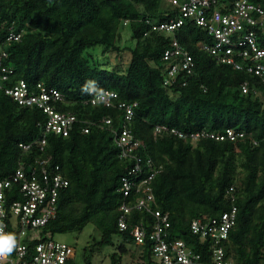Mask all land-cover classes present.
I'll return each instance as SVG.
<instances>
[{
  "label": "trees",
  "instance_id": "trees-1",
  "mask_svg": "<svg viewBox=\"0 0 264 264\" xmlns=\"http://www.w3.org/2000/svg\"><path fill=\"white\" fill-rule=\"evenodd\" d=\"M264 10V0H249ZM170 0H0V180L18 167L59 166L68 181L58 191L56 216L39 228L29 250L56 234L81 232L91 224L99 237L85 247L84 263L94 250L114 246L110 264L130 254L134 264H157L148 238L136 244V225L152 230L153 211L169 217L171 240L181 239L210 261V241L193 235V219L210 220L236 207L228 238L220 245L233 264H264V84L262 78L217 61L200 44H211L206 30L185 19L173 33L153 30L154 23L178 19ZM253 28L264 48V19ZM124 27L135 44L122 45ZM19 34L18 39L9 38ZM189 54L191 71L178 70L166 81L164 53L173 40ZM128 51L125 65L101 61L96 51ZM26 83L29 94L52 88L61 98L49 104L75 118L67 136L45 133L48 115L36 105L20 104L5 88ZM89 81L98 92H115L110 106L92 105L93 93L82 91ZM247 85L243 92L242 86ZM126 105L136 103L130 118ZM110 120L106 123L105 120ZM213 134L185 141L170 131ZM123 129L140 142L132 155L160 166L150 185L154 200L137 209L141 193L121 190L135 160L119 157L116 137ZM227 131L242 135L231 140ZM215 137H223L216 139ZM36 142V143H34ZM20 144H33L23 150ZM144 167V168H143ZM144 172V173H143ZM232 187V190H230ZM130 208L124 214L121 206ZM126 216L127 229L118 226ZM129 244L133 247L130 248ZM71 246V245H70ZM75 250V248H74ZM66 264H76L75 257Z\"/></svg>",
  "mask_w": 264,
  "mask_h": 264
},
{
  "label": "built area",
  "instance_id": "built-area-1",
  "mask_svg": "<svg viewBox=\"0 0 264 264\" xmlns=\"http://www.w3.org/2000/svg\"><path fill=\"white\" fill-rule=\"evenodd\" d=\"M170 2L178 9V19L170 18L154 23L153 30L173 33L185 19H190L205 29L212 38L211 44H200L202 49L221 63L254 73L262 78L264 84V48L258 46L257 36L253 30L259 23L256 17L260 16L262 20L264 19L263 9L249 0H170ZM19 37V34L9 36L14 39ZM4 55V53L1 54V56ZM164 59L171 60V63L167 65L166 81L174 77L178 70L191 71V57L175 39L170 49L165 51ZM2 79H6V75L0 73V81ZM242 90L247 91L246 84L242 86ZM5 93L11 95L20 104H34L42 108L48 115L45 132L42 133L43 138L37 142L41 149L45 144L46 132H54L61 136L69 134L75 118L73 115L57 112L49 104L50 101H57L61 98L60 93L55 89L42 87L38 95H32L29 94L26 83L19 81L14 86L5 88ZM103 93L102 102L97 100V93H93L90 103L110 106L111 99L117 97L116 93L111 91ZM135 105L136 103L131 105L120 103L118 107H125V116L130 118ZM105 122L109 123L110 120L106 119ZM162 131H170L179 139L192 142L198 141L203 136L214 138L213 134L205 132L186 134L175 128L168 129L165 125L155 127V132ZM227 135L231 140L242 136L231 131H227ZM215 138L222 139L223 137ZM116 144L120 158L131 156L135 160L128 175L121 178V190L124 195H128L132 189L141 193L134 207L148 208L154 200L150 182L154 175L160 172L161 167L153 165L151 160H148L144 164L148 175H142V159L132 155L140 142L135 140L127 129H123L117 135ZM31 145L33 144H20L25 151ZM67 185L68 181L59 172V166L49 168L45 160L40 161L38 166L28 168L20 166L9 177L0 180V229L4 234H12L16 237V247L7 256H0V264H66L75 255L74 247L54 239L39 241L33 250H29L27 246V242L39 239V228L56 216L58 191ZM121 209L124 214L130 210L125 205L121 206ZM236 212L237 209L233 206L230 210L210 220L196 218L191 221V233L198 236L201 241L208 239L211 242L209 245L211 260L207 263L200 261L201 255L190 248L182 238L170 239L167 230L170 227L169 217L160 211L152 212L155 222L151 232L142 225H136L131 234L136 244H143L146 238L153 242L151 251L157 264H233L226 258L220 243L228 238L235 223ZM124 214L118 219V226L122 231L128 227Z\"/></svg>",
  "mask_w": 264,
  "mask_h": 264
},
{
  "label": "rangeland",
  "instance_id": "rangeland-1",
  "mask_svg": "<svg viewBox=\"0 0 264 264\" xmlns=\"http://www.w3.org/2000/svg\"><path fill=\"white\" fill-rule=\"evenodd\" d=\"M123 32V42L122 45L129 46L132 48L135 44V40L131 38L130 30L127 27L122 29ZM130 53L126 50L124 52H116V51H109L105 54L101 53V49L96 51V55H98V59L101 61H109L110 64H122L125 65L130 58ZM99 232L94 228L93 225H87L83 231L81 232H72V233H65V234H56L54 236V240L61 243H66L71 245L75 248V263L76 264H85L84 263V252L85 247L91 241V237H99ZM120 238L115 236L113 237V242L115 243L114 246H103L98 250H94L90 257V264H110V254L114 252L116 244L119 242ZM129 247L132 248L133 246L129 244ZM137 260V257L132 261V257L130 254L123 257L121 264H134Z\"/></svg>",
  "mask_w": 264,
  "mask_h": 264
},
{
  "label": "clouds",
  "instance_id": "clouds-1",
  "mask_svg": "<svg viewBox=\"0 0 264 264\" xmlns=\"http://www.w3.org/2000/svg\"><path fill=\"white\" fill-rule=\"evenodd\" d=\"M94 84L93 81H89L88 84L84 86L82 91L85 92H95L97 93V100L103 101L104 93L98 92L97 89L91 88L90 85ZM16 247V237L12 234H4L2 229H0V256H7L10 254Z\"/></svg>",
  "mask_w": 264,
  "mask_h": 264
}]
</instances>
